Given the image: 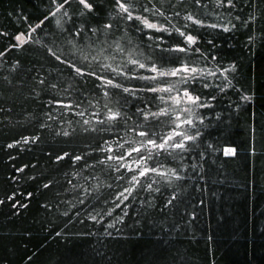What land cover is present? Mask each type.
<instances>
[{"label": "trees", "instance_id": "16d2710c", "mask_svg": "<svg viewBox=\"0 0 264 264\" xmlns=\"http://www.w3.org/2000/svg\"><path fill=\"white\" fill-rule=\"evenodd\" d=\"M161 2L168 7L169 0ZM48 3L49 0H0V30L9 34L8 37L0 35V51L17 43L15 34L26 32L29 23L43 19ZM171 3L175 5L176 0ZM257 5L260 6L258 10ZM104 7H108L107 3ZM72 9H77L76 0H72ZM254 10L256 20L250 27H241L240 22L232 18L235 15L247 18ZM207 12L208 23L227 24L232 20L238 25L228 32L222 28L200 30L204 33L203 46L207 47L206 42L213 40L224 67L233 61L238 67L232 81L236 87L226 90L215 112L204 113L205 124L211 121V126L200 127L198 122L196 126L200 127L207 142L228 141L239 146L237 155L216 152L205 154L202 160L189 159L187 154L184 159L179 154L175 158L161 156L158 158L163 165L161 171L169 175L149 173L146 178H139L144 190H133L129 207L122 206V209H114L118 202L114 197L130 186V176L120 169L125 176L123 181L114 179V171L110 178L109 165L114 169L117 162L99 163L104 153L95 149L106 148L104 141L110 144L115 141L125 144V148L113 144V151L108 155H119L127 151L129 144L135 146L140 140L137 133L144 129L142 119L137 120L132 115L134 103L127 105L132 109L128 113L131 118L126 124L122 121L121 128L116 129L105 119V105L115 108V103L110 104L102 92L86 99L76 91L82 81L75 77L70 79L74 70L57 61L53 53L68 59L73 55L79 57L80 52L63 39L53 42L51 36L46 35L56 27L51 17L45 22L43 31L34 33V43L25 45L23 50L10 49L0 56V69L4 74L17 58L21 60L23 68L19 71L24 81L0 90V200L5 201L0 204V264H264V4L253 0L252 8L247 3L238 5L232 16L222 8L215 9L220 15L212 8ZM182 17L183 13L181 22ZM100 19H105L103 11ZM157 19L163 22L162 18ZM76 26H81L78 19ZM189 27L192 26L189 24ZM83 35L90 39L76 38L78 48L92 55L99 54L100 62L109 63L113 68L127 70L131 67L129 59L148 62L152 42L146 36L138 38L134 30L123 24L120 31L107 38L103 53L100 48L106 39L104 35H100L98 41L95 34L84 32ZM250 35L254 37L251 43ZM67 36L68 33H64V37ZM165 38L167 40L166 34ZM93 41L96 43L92 47H86ZM113 41H119L126 51H117ZM168 43L162 46L167 47ZM155 51L158 53L159 49ZM213 53L217 54L216 50ZM174 55L187 59L184 54ZM105 56L111 59H104ZM192 59L203 67L197 57ZM215 64V61H207L205 71H215ZM139 71L151 74L147 70ZM39 79H44L46 84L37 87ZM166 79L169 83L177 81V77ZM208 81L218 82L212 77H208ZM52 84L57 88L52 89ZM33 88L39 95L32 93ZM41 88L46 89L47 94ZM246 94L252 99H243ZM144 95L151 97L153 94ZM52 96L72 100L74 104L78 102L79 107L65 109L52 104L49 102ZM159 106L167 108L164 103ZM151 107L156 110L155 104ZM80 112L84 115L80 116ZM216 113L221 115L218 122ZM163 119L175 121V111ZM85 128L89 131L85 132ZM157 130L162 135L168 131L167 128ZM64 152H68L69 157L56 161L55 156ZM72 155H82L85 159L73 161ZM136 159L137 153L126 157L129 163ZM85 163L90 166L85 167ZM149 164L156 166L152 161ZM173 168L183 180L175 176L170 178ZM149 183L152 189H147ZM156 188L161 192H156ZM174 191L178 197L174 201L176 206L165 207ZM7 196L13 199L7 200ZM17 200L25 207L17 204L13 208ZM104 200L108 203H103ZM145 200L154 207L149 208L143 203ZM94 205L96 212L114 209L112 217L104 215L98 221L88 219L86 213ZM124 212L127 215L120 220ZM109 224L115 226L109 227Z\"/></svg>", "mask_w": 264, "mask_h": 264}, {"label": "snow or ice", "instance_id": "6c2138e0", "mask_svg": "<svg viewBox=\"0 0 264 264\" xmlns=\"http://www.w3.org/2000/svg\"><path fill=\"white\" fill-rule=\"evenodd\" d=\"M105 3L108 5L107 8L104 7ZM244 3H247L249 8L253 7V0H176L175 5L169 0L167 8L161 0H76L77 9L73 10L72 0H49L48 11L43 19H39L35 24L29 23L26 32H17L14 36L17 43L5 47L3 51H0V56H4L5 52L10 49L23 50L25 45L34 43V33L37 30L43 31L45 22L49 21L51 17L55 21L56 27L46 35H50L53 42L63 39L65 43L72 45L80 52L79 57L73 55L68 59H62L60 55L53 53L57 61H61L71 70H74L69 77L70 79L75 77L82 81L76 91L86 99L94 97L97 92H102L103 96L108 98L110 104L115 103V108L105 105L107 111L105 119L112 128L116 129L121 128L122 121L126 124L127 120L131 118L128 113L132 112V109L127 108V105L134 103L135 111L132 112V115L137 120L142 119V128L144 129L137 133L140 140L136 142L135 146L129 144L127 151H122L119 155H108L113 151V144L117 148H125V144L115 141L112 144L104 141V144L107 145L106 148L98 147L95 149V151L104 153L103 158L98 161L99 163L117 162L114 169L109 165L108 174L110 178L114 171L116 173L114 179L123 181L125 176L120 172V169H124L130 176V186L124 187L123 191L117 192L114 197V200L118 201L114 204V209H122V206L129 207L128 201L133 195V190H144L143 183L139 178H146L149 173L169 175L161 171L163 165L159 163L158 159L161 156L175 158L179 154L180 158L184 159L185 154H187L189 159L199 158L202 160L205 154L211 155L216 152H222L225 156L237 155L239 146L228 141L207 142L204 139V133L200 130V127L211 126V121L205 124L207 117L204 113L215 112L221 97L227 94L226 90L236 87L232 81L235 79L234 74L238 67L234 61L228 67H224L220 62L222 57L218 56L219 49H217L213 40L206 42L207 47L203 46L204 33L200 30L222 28L223 31L228 32L236 29L238 25L232 23V20H229L227 24L208 23L209 14L207 9L212 8L216 15H220L215 12V9L222 8L228 16H232L237 6ZM260 3L264 4V0H260ZM259 7L257 5V10ZM177 8H179V11L176 10ZM101 11L105 13L104 20L100 19ZM181 13H183V22H181ZM262 16H264V13H262ZM157 17L162 18L163 22H160ZM221 18L223 19V17ZM232 18L240 22L239 26L250 27L251 22L256 20V11L250 12L247 18H242L240 15H235ZM24 19L27 20L28 17ZM77 19L81 24L80 27L76 26ZM174 20L176 21L175 24H173ZM65 24L70 26L65 28ZM121 24L134 30L138 34V38L146 36L148 41L152 42L147 63H143L139 59H129L128 64L131 67H128L127 70L113 68L109 63H101L99 54L92 55L91 52H85L84 49L78 48L79 41L76 38L90 39V37L83 35L84 32H89L97 36V41L100 35L106 37L100 48L101 53L105 52L106 49L103 45L108 43V37L114 36L116 32L120 31ZM189 24L192 27H189ZM193 32L198 34L194 35ZM64 33H68V36L64 37ZM0 35L8 37L9 34L0 30ZM248 40L251 43L254 41V37L250 35ZM95 43L96 41H93L86 47H92ZM113 43L117 51H126L125 46L119 41H113ZM165 43H168L167 47L162 46ZM129 44H131V41H129ZM108 47L111 48V45ZM156 49H159L158 53L155 51ZM213 50H216L217 54H214ZM48 51L51 52L52 49H48ZM176 53L184 54L187 59H179L174 55ZM153 56L156 57L155 60ZM193 57H197L203 67L197 64L192 59ZM104 59H111V57L105 56ZM209 60L216 62L215 71L211 69L205 71ZM22 68L23 64L17 58L12 63L11 68L7 70V74H4V70L0 69V90L23 84L24 81L19 71ZM139 70H147L151 74L145 75ZM167 77H177L176 83H169ZM208 77H212L218 82L209 83ZM124 81H127V84ZM133 81L143 82V84L138 86ZM45 84L44 79H39L37 87ZM89 84H91V87L88 86ZM51 88L55 89L57 85L52 84ZM41 91L47 94L46 89L41 88ZM247 91H250V89ZM32 93L39 95L35 92V88L32 89ZM146 93H152L153 95L147 97L144 95ZM157 93H164L165 95H156ZM112 97H115V100ZM243 99L250 100L252 97L246 94ZM49 102L61 105L65 109L73 106L79 107L78 102L74 104L72 100L65 101L57 99L55 96H52ZM160 103L167 105V108L160 107ZM153 104L156 105L155 111L151 107ZM172 105H175L176 108L174 109ZM198 109L203 110V112L197 111ZM173 111L176 114L175 121L163 119L170 117ZM78 114L80 116L84 115L83 112ZM48 118L51 119V116L49 115ZM215 118L218 122L221 119L220 113H216ZM197 122L200 127L196 126ZM84 124L87 125L88 121H84ZM157 128H167L168 131L162 135ZM177 129L181 130L177 131ZM84 131L87 132L89 129L85 128ZM92 131L99 132L102 129H92ZM67 134L64 133V135ZM8 146L12 147V145ZM202 146L204 147L201 151ZM132 153H137V159L129 163L126 157H130ZM193 153H195V157H193ZM65 157H69L68 152H64L63 155H56L55 159L56 161H62ZM70 159L81 161L85 157L72 155ZM149 161L155 163L156 166L152 167ZM133 164H135V167L132 166ZM89 166L85 163V167ZM192 167L195 168V165ZM171 176H175L177 180L184 179L175 168L170 170V178ZM200 178L203 179V176H200ZM44 187L47 188L48 185L46 184ZM108 187H111V185H108ZM152 187V183L147 184V189H152ZM155 191L161 192V189L156 188ZM28 195L31 196L32 193L29 192ZM6 199L12 200L13 196H7ZM152 199H155V197H152ZM177 199L178 197L174 191L172 199L167 201L165 207L169 205L175 207L174 201ZM4 202V200H0V204ZM97 203L99 204L100 201L98 200ZM103 203L107 204L108 200H104ZM143 203L149 208L154 207L148 200L143 201ZM17 204L25 207L19 200L15 201L12 207L16 208ZM114 209L96 212V206L94 205L86 215L88 219L98 221L102 220L104 215L112 217ZM92 212H96V214H92ZM124 215H127V213L124 212L119 219L123 220ZM114 226V224H109V227ZM108 234L111 235V233Z\"/></svg>", "mask_w": 264, "mask_h": 264}]
</instances>
